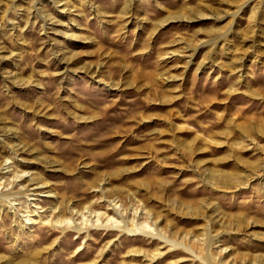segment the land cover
I'll use <instances>...</instances> for the list:
<instances>
[{
    "label": "rangeland",
    "instance_id": "obj_1",
    "mask_svg": "<svg viewBox=\"0 0 264 264\" xmlns=\"http://www.w3.org/2000/svg\"><path fill=\"white\" fill-rule=\"evenodd\" d=\"M0 264H264V0H0Z\"/></svg>",
    "mask_w": 264,
    "mask_h": 264
},
{
    "label": "bare ground",
    "instance_id": "obj_2",
    "mask_svg": "<svg viewBox=\"0 0 264 264\" xmlns=\"http://www.w3.org/2000/svg\"><path fill=\"white\" fill-rule=\"evenodd\" d=\"M18 176V175H17ZM21 175H19L18 177H20ZM37 184H39V183H37ZM60 210V209H59ZM60 211H63L62 209L60 210ZM58 214V213H57ZM63 218V219H62ZM62 221H64L65 222V219H64V217H63V214L61 215L60 213L58 214V219H57V222H62ZM67 224V223H66ZM77 228H78V231H80L82 228L81 227H78L77 226ZM126 231V230H125Z\"/></svg>",
    "mask_w": 264,
    "mask_h": 264
}]
</instances>
